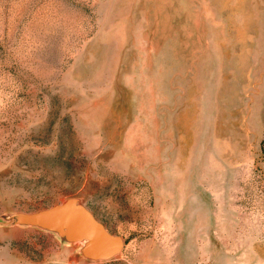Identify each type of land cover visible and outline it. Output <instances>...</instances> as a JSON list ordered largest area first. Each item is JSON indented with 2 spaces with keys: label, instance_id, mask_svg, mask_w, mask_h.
<instances>
[{
  "label": "rangeland",
  "instance_id": "rangeland-1",
  "mask_svg": "<svg viewBox=\"0 0 264 264\" xmlns=\"http://www.w3.org/2000/svg\"><path fill=\"white\" fill-rule=\"evenodd\" d=\"M0 264H264V0H0Z\"/></svg>",
  "mask_w": 264,
  "mask_h": 264
},
{
  "label": "water",
  "instance_id": "water-1",
  "mask_svg": "<svg viewBox=\"0 0 264 264\" xmlns=\"http://www.w3.org/2000/svg\"><path fill=\"white\" fill-rule=\"evenodd\" d=\"M31 220L37 228L56 234L63 243L83 244V255L91 261L113 260L126 245L76 199L38 212Z\"/></svg>",
  "mask_w": 264,
  "mask_h": 264
}]
</instances>
